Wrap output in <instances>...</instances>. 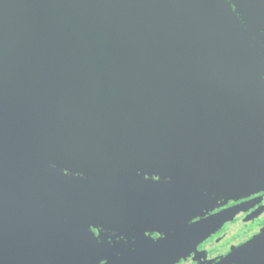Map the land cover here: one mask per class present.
I'll return each instance as SVG.
<instances>
[{"label": "water", "instance_id": "water-1", "mask_svg": "<svg viewBox=\"0 0 264 264\" xmlns=\"http://www.w3.org/2000/svg\"><path fill=\"white\" fill-rule=\"evenodd\" d=\"M144 172L180 183L95 179ZM186 183L264 187V0H0V263L88 264L56 214L124 227Z\"/></svg>", "mask_w": 264, "mask_h": 264}, {"label": "flooded vegetation", "instance_id": "flooded-vegetation-1", "mask_svg": "<svg viewBox=\"0 0 264 264\" xmlns=\"http://www.w3.org/2000/svg\"><path fill=\"white\" fill-rule=\"evenodd\" d=\"M255 39L259 37L255 35ZM61 170L68 175L91 178L81 172ZM95 179L180 183L155 172ZM185 185L199 191L198 194H186L187 200L180 202L179 194L166 193L158 202L159 208H152L145 216L132 217L124 227H107L56 214L63 222L82 231L78 235H68L66 231L61 238L72 246L78 247L81 242L90 247L88 256L83 258L88 259V264H111L121 259H126V264H264V187L246 194H227L218 189ZM43 228L47 246L51 227ZM30 262L18 257L0 264ZM32 263L51 264L46 257L43 261L33 258Z\"/></svg>", "mask_w": 264, "mask_h": 264}]
</instances>
